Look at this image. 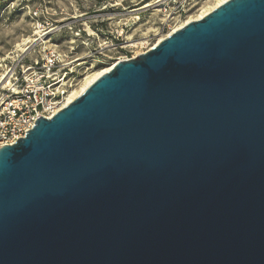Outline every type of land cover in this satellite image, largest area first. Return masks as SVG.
Listing matches in <instances>:
<instances>
[{"label": "water", "instance_id": "water-1", "mask_svg": "<svg viewBox=\"0 0 264 264\" xmlns=\"http://www.w3.org/2000/svg\"><path fill=\"white\" fill-rule=\"evenodd\" d=\"M0 148V264H264V0L118 61Z\"/></svg>", "mask_w": 264, "mask_h": 264}, {"label": "rangeland", "instance_id": "rangeland-1", "mask_svg": "<svg viewBox=\"0 0 264 264\" xmlns=\"http://www.w3.org/2000/svg\"><path fill=\"white\" fill-rule=\"evenodd\" d=\"M215 1L0 0V86L8 67L18 71L52 49L80 85L99 68L144 54Z\"/></svg>", "mask_w": 264, "mask_h": 264}, {"label": "built area", "instance_id": "built-area-1", "mask_svg": "<svg viewBox=\"0 0 264 264\" xmlns=\"http://www.w3.org/2000/svg\"><path fill=\"white\" fill-rule=\"evenodd\" d=\"M44 52L18 71L8 67L1 79L0 148L24 138L39 117H54L80 83L78 76L66 71L59 52Z\"/></svg>", "mask_w": 264, "mask_h": 264}, {"label": "bare ground", "instance_id": "bare-ground-1", "mask_svg": "<svg viewBox=\"0 0 264 264\" xmlns=\"http://www.w3.org/2000/svg\"><path fill=\"white\" fill-rule=\"evenodd\" d=\"M227 1L228 0H216L215 1V4L213 5V7L205 8V10H203L202 12H200V14H198L194 18H191L190 17L186 21H183V22L178 23L177 25L174 26V28L172 30H170L167 33V35L164 34V35L160 36L157 39L156 43L151 48H153L154 46L158 45L159 42H161L164 38H167V37L171 36L176 30H179V29L183 28L184 26H186L190 22H192V21H198L200 19H203L206 14H208L211 11L215 10L216 8L220 7V5H222L223 3L227 2ZM30 41H31V39L28 38V39L25 40V43H28ZM18 47L20 48L21 46H18ZM151 48H149V49H151ZM114 64H115V62L113 64H111L109 67L99 68V70H95V71L89 73L88 75H86L84 77L82 83L79 85V87L76 88L75 90H72L71 92H69V94L66 97V102H65L64 108L66 106H68L71 102H73L75 99H77V97H79L82 93H84V91L89 86H91L96 80H98L99 77H101L102 75L110 72L114 68Z\"/></svg>", "mask_w": 264, "mask_h": 264}]
</instances>
